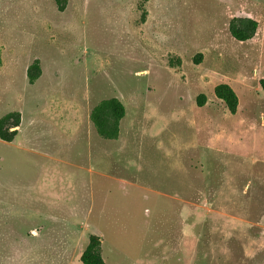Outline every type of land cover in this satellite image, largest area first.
I'll list each match as a JSON object with an SVG mask.
<instances>
[{
  "label": "rangeland",
  "instance_id": "rangeland-1",
  "mask_svg": "<svg viewBox=\"0 0 264 264\" xmlns=\"http://www.w3.org/2000/svg\"><path fill=\"white\" fill-rule=\"evenodd\" d=\"M262 79L264 0H0V118L20 114L0 141V264H82L91 235L106 264H176L177 242L184 264H264ZM109 98L115 141L89 119Z\"/></svg>",
  "mask_w": 264,
  "mask_h": 264
},
{
  "label": "trees",
  "instance_id": "trees-1",
  "mask_svg": "<svg viewBox=\"0 0 264 264\" xmlns=\"http://www.w3.org/2000/svg\"><path fill=\"white\" fill-rule=\"evenodd\" d=\"M58 12H63L67 5V0H52ZM258 24L250 17H234L230 20L228 30L232 39L237 42H248L256 34ZM29 84H33L40 75L39 62L35 60L26 72ZM264 92V79L259 82ZM215 97L221 101L229 114L234 115L238 108V98L235 92L225 84L217 85L214 88ZM204 97L200 96L197 104L201 107ZM125 116V108L117 98H109L100 101L90 112V122L96 134L105 141H115L119 137L120 123ZM20 125V114L8 113L0 118V141L11 143L18 134ZM82 264H105L101 255L100 239L91 235L88 244L80 256Z\"/></svg>",
  "mask_w": 264,
  "mask_h": 264
},
{
  "label": "crops",
  "instance_id": "crops-1",
  "mask_svg": "<svg viewBox=\"0 0 264 264\" xmlns=\"http://www.w3.org/2000/svg\"><path fill=\"white\" fill-rule=\"evenodd\" d=\"M188 214H190V212L184 211L182 208H180L178 211L174 210V215H175L176 219L178 220V224H179V229H175V231L177 230V232L179 234V237H180V240H181L182 243L184 241V237L187 235V233H189V230L188 229L186 230V228H184V225H186L185 222H184V219H187V218H184V217H186ZM170 246L172 247V245H170ZM173 247H174V245H173ZM175 247H177V249L180 250L179 254L182 253V251H181L182 248H183L182 244L177 242V245H175ZM179 254H178V251H177L176 252L177 258H175V263L176 264H184L183 256H182V254H180V255ZM101 255H102V241H101Z\"/></svg>",
  "mask_w": 264,
  "mask_h": 264
}]
</instances>
